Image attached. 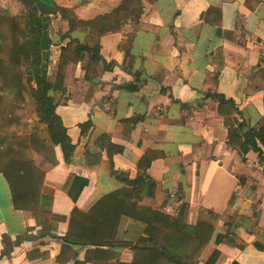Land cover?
Returning <instances> with one entry per match:
<instances>
[{
	"label": "crops",
	"instance_id": "0c3cea01",
	"mask_svg": "<svg viewBox=\"0 0 264 264\" xmlns=\"http://www.w3.org/2000/svg\"><path fill=\"white\" fill-rule=\"evenodd\" d=\"M48 1L86 22L110 14L122 0ZM0 9L12 16L23 11L13 0H0ZM59 29L57 12L49 29L54 49L48 48L45 63L47 96L74 151L68 163L59 147L54 150L57 165L37 154L33 163L44 173L41 193L51 198L52 214L66 221L37 226L32 213L14 210L0 175V264H100L85 262L93 247L65 242L70 215L74 209L88 212L103 196L124 187L112 171L134 180L148 151L158 158L147 174L170 195L165 214L176 216L185 203L190 226L196 225L201 208L232 220L217 225L200 264L213 250L220 253L216 264H264V163L252 152L228 146L224 118L210 97L233 102L243 134L264 119V0H143L140 18L114 33L98 38L77 29L70 34L89 47L97 43L108 71L99 75L94 69L86 79V57L83 64L67 66L61 89L55 76L64 45ZM128 86L136 91L122 89ZM3 96L12 98L11 93ZM131 120L136 123L129 136L117 130ZM29 123L45 130L36 115ZM87 123L89 129L82 130ZM101 136L110 137L111 158L107 145L99 144ZM71 176L87 181L75 201L63 191ZM71 189L75 195L78 186ZM144 230L140 223L120 219L113 249L119 262L131 263L133 253L125 244L135 243Z\"/></svg>",
	"mask_w": 264,
	"mask_h": 264
},
{
	"label": "trees",
	"instance_id": "16d2710c",
	"mask_svg": "<svg viewBox=\"0 0 264 264\" xmlns=\"http://www.w3.org/2000/svg\"><path fill=\"white\" fill-rule=\"evenodd\" d=\"M13 1L22 6L21 16H12L8 11L0 9V175L9 186L14 210L32 213L37 226H52L66 220L52 214L51 198L41 193L44 173L35 168L33 154L55 166V148H60L64 162L68 163L74 146L55 113L52 99L47 96L45 63L47 50L53 43L49 35L51 17L38 14L36 0ZM39 1L52 6L48 0ZM142 1L122 0L120 6L110 14L86 22L78 20L72 10L54 6L60 15L59 37L64 44L60 49L55 74L57 89L62 88L67 66L83 64L86 57V79L94 69L99 75L108 71L106 63L99 56L97 43L89 47L73 40L70 34L77 29L95 34L98 38L114 33L125 23L140 18ZM256 6L251 7V11ZM213 11L218 12L215 9ZM209 15H205V21H208ZM122 89L136 91L132 86ZM4 93H11V100L5 99ZM210 97L218 103V114L224 118L228 146L234 151L252 152L257 155L260 163H264V119L243 134L241 130L244 122L234 117L239 112L233 102L217 94ZM34 115L39 124L45 126V130L39 126L31 128L29 121ZM135 123L136 120L122 122L117 125V130H125L129 136ZM89 127L87 123L81 129L88 130ZM128 136L125 135L124 139H128ZM99 142L107 145L111 158L114 153H110V137L101 136ZM157 158L156 153H145L137 164L138 173L134 180L112 171L124 187L103 196L88 212L77 209L72 211L64 240L71 245L93 247L86 253V263L111 264L116 261L115 264H124L119 262V254L113 252L118 243L117 232L122 217L145 226L141 238L135 243L125 244L133 253L129 264H200L217 225L220 222H232L231 218L201 208L196 225L190 226L187 224L188 205L185 203L179 207L176 216L165 214L170 195L147 174ZM86 185L87 181L71 176L63 191L71 194L75 201ZM74 186H78V189L72 195L71 188ZM225 240L226 237L217 238L215 243ZM219 257V251L213 250L204 264H216Z\"/></svg>",
	"mask_w": 264,
	"mask_h": 264
},
{
	"label": "water",
	"instance_id": "95a60500",
	"mask_svg": "<svg viewBox=\"0 0 264 264\" xmlns=\"http://www.w3.org/2000/svg\"><path fill=\"white\" fill-rule=\"evenodd\" d=\"M35 7H36L37 12L41 16L51 17V16H56L57 15V11L54 8H52L51 6H48L46 4H43L39 0H36Z\"/></svg>",
	"mask_w": 264,
	"mask_h": 264
},
{
	"label": "built area",
	"instance_id": "2783aa9c",
	"mask_svg": "<svg viewBox=\"0 0 264 264\" xmlns=\"http://www.w3.org/2000/svg\"><path fill=\"white\" fill-rule=\"evenodd\" d=\"M54 49V46L53 45H50L49 46V50H53Z\"/></svg>",
	"mask_w": 264,
	"mask_h": 264
}]
</instances>
